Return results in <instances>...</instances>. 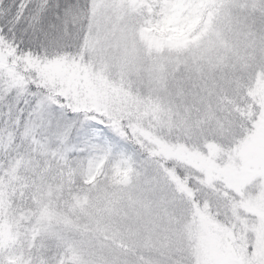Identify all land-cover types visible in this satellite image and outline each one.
<instances>
[{"label":"snow or ice","instance_id":"obj_1","mask_svg":"<svg viewBox=\"0 0 264 264\" xmlns=\"http://www.w3.org/2000/svg\"><path fill=\"white\" fill-rule=\"evenodd\" d=\"M0 264H264V0H0Z\"/></svg>","mask_w":264,"mask_h":264}]
</instances>
